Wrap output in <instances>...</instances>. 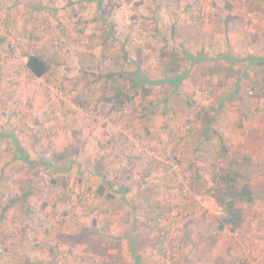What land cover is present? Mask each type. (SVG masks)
I'll return each mask as SVG.
<instances>
[{
    "label": "rangeland",
    "instance_id": "rangeland-1",
    "mask_svg": "<svg viewBox=\"0 0 264 264\" xmlns=\"http://www.w3.org/2000/svg\"><path fill=\"white\" fill-rule=\"evenodd\" d=\"M42 1L48 7L59 6L61 24L53 25L54 29L43 22V16L36 14L40 17L38 25L25 28L28 34H33L28 41L23 34V20H30V25L36 11H26L20 5L26 0H0V118H3L0 121V264H7L6 255L9 261L15 257L7 254L5 246L17 239L6 237L10 229L22 234L20 241L10 242L17 264H23L27 255L35 254L28 250L32 244L22 243L23 236L25 240L32 236L28 234L34 233V226H39L37 235H45L49 230L53 233L59 227L61 231L76 232L72 237L47 239L51 264H135L137 253L140 257L145 255L140 258V264H264V65L257 61L264 57V0H70L74 5L66 8L68 0ZM41 2L36 1L40 6ZM49 45L51 50L45 53L44 48ZM30 55L42 56L50 62L49 74L42 81L29 79L26 74L28 83L45 94L49 116L63 117L70 129L68 121H81L79 114L85 121L83 124L97 122L105 133L110 124L124 134L127 145L137 156L163 159L183 204L192 205L190 213L183 216L173 208L175 214L171 216L168 226L172 230L168 235L159 236L152 243L151 234H136V250L130 255L129 250L120 247L119 237L100 235L97 239V235H91L92 219L85 218L80 223L72 219L68 224L67 217L57 212L51 220L55 225L49 227L50 223L42 222L41 212L33 209L40 197L50 198L47 207L55 206V201L67 207L71 197V202L91 204L92 198L86 190H72L70 197L66 189L62 194L63 188L56 190V185L44 183V186L39 184L40 192L37 189L29 202L21 200L29 184L25 180L33 178L34 167L23 165L26 163L15 149L12 134L20 135L30 129L35 99L22 85L15 88L13 95L7 96L4 90L13 81L12 74L23 70ZM251 60L254 62L250 63ZM136 65L147 82L135 78ZM4 70L9 74H4ZM119 71L132 76L115 77L107 83L93 76ZM133 82H140L143 87ZM112 88L130 96L128 103L133 101L135 90L139 99L145 101L136 111L142 131L119 124L132 112L128 103L119 107L117 102H107L114 95ZM51 89L59 90L61 96ZM167 93L173 95L170 102L164 99ZM12 96L10 109L5 100ZM153 104L157 105L153 107ZM6 120H13L14 124ZM34 120L38 131L39 124ZM152 120L155 124L156 120L161 122L160 131L177 136L176 150L168 158H162L150 148L155 145L140 135L150 132L145 124ZM166 122L170 126L166 127ZM48 130L51 128L43 129V134L47 135ZM191 135L196 137L187 140ZM203 137L204 144L196 146L199 152L197 148L189 149L194 152L193 163L191 170L185 171L187 147L177 152V145L185 143L192 147ZM79 138L81 135L76 137ZM38 144L40 140L36 138L34 146ZM139 148H145L146 153H140ZM67 157L66 163L76 159ZM176 162L180 172L174 174L170 164ZM49 172L40 171L46 175L47 182L53 178ZM227 172L235 176L237 187L246 186L252 192L251 203H237L242 216L237 227L223 223V214L218 213L215 201L218 176ZM24 212L28 220L19 218ZM189 215L196 221L188 218L183 221ZM97 221L102 223L104 219ZM36 239L40 241L38 236ZM107 244L114 251L119 250L117 258L101 249ZM93 246L98 249L94 250ZM150 250L155 251L154 258L146 256ZM32 257L39 258L36 263L43 259ZM48 260L45 264H49Z\"/></svg>",
    "mask_w": 264,
    "mask_h": 264
},
{
    "label": "crops",
    "instance_id": "crops-1",
    "mask_svg": "<svg viewBox=\"0 0 264 264\" xmlns=\"http://www.w3.org/2000/svg\"><path fill=\"white\" fill-rule=\"evenodd\" d=\"M36 1L40 4L42 0H26L25 3L20 2L21 6L26 7V11H36V13H32V17L31 15H26L28 17H31L32 23L30 25L28 24L30 20H23V34L28 38H32L33 34H28L25 28L32 25H38V20H40V17L43 16V22H46L51 27L58 22L61 24L62 21V15L59 16L61 13L59 6H57L56 8V5H50L52 7L51 8L46 6L47 3L42 4L43 1L41 2L42 5L40 6L36 3ZM77 4L79 5V3ZM36 14H39L40 17H38L39 15L36 17ZM33 22H35V24H33ZM17 23H21V21L18 20ZM40 25H42V23H40ZM59 39L62 38L60 37ZM59 39L57 38L58 41ZM27 40L30 41L31 39ZM54 40H56V38H54ZM49 48H51V45L46 46L44 48L46 51L44 52L47 53L48 50H51ZM24 63L25 66L23 67V70L19 69L18 71L14 72V74H12L14 79L12 82H9L8 88L4 90L6 91L7 96L13 95V92H15V88H19V85H22L25 89L28 90L31 97L35 99V101L33 102L35 114L34 117L30 120V129L24 131V133H21L20 135L19 133H17L16 135L12 134V137L16 142L15 149L17 147L16 151L19 153V156H21L20 159L26 163L23 165H27L29 167H33V165H36V168L38 166V169L40 171L49 170L47 168L46 160L50 159L51 156L59 155L61 157V161L53 164V169L50 167L53 171V178L48 182L47 180H44V178H46V175L42 173L40 174V178L30 177L29 180H25V183L29 184L28 188L25 189L24 195L22 196L21 200H25L27 202L31 200L30 198H32L36 193V189L33 186L35 182L38 183V185L40 184L41 186H44V183L47 184V186H53V184L55 183L57 187L56 190H59V181H61V179H64L67 183L66 192L68 193V196L70 194V191L72 190L80 192H82V190H86L90 194L92 201L90 202L91 204H83L74 201L71 202L73 198L70 194L71 200L70 204H67V207L65 205L58 204L57 201L54 202L55 206L47 207L50 198L40 197L38 202L35 204V208L33 209H37L39 213L41 212L40 217L42 222L50 223L49 227H51V224L55 225L51 220L57 212L62 213L63 216L67 217L66 219L68 222L66 223L68 224H71L70 222L72 221V219L74 223H77L78 220L80 223L85 218L88 220L92 219L89 227H92L94 229L92 233L95 232V234L91 233V235H97V239L100 235H102L100 237H119L120 247H123V250H129L130 255L134 247L132 239L136 237V234H151L152 237L150 239L152 243L157 242L159 236H165V234L168 235L172 230V227L170 228V226L168 225L171 224V216L175 214L173 208H175L176 211L182 213L181 216H183L190 213L192 205H189L188 203L183 204V200L180 198L181 196H178L179 193L174 180L168 175V169L164 164L165 162L163 161V159L141 158L142 155L139 154L138 155L141 157L137 156V154H135L134 151L132 152L130 147L127 145L125 140L126 137L124 136V134H122L119 130L118 132L110 124V128L106 129L107 133H105V129H102L97 122L90 121V123L88 124H83L85 121L79 114L80 120L82 122L78 121L77 119L72 123L68 121L69 125L71 126L70 129L67 127V125H65V120L63 117V119H55L49 116L47 106L45 105V94L43 93V91L33 88L32 85L28 83L27 78L29 76V79L31 77L32 79L34 78L38 81H42L43 77L47 76L49 72L43 77L35 78L27 69L26 62ZM250 63H252V61ZM134 71V74H136L137 76L140 74V70L137 65L135 66ZM3 73L9 74V72L5 70L3 71ZM96 86L99 85L96 84ZM12 88L13 90L11 91ZM137 93L138 91L135 90L133 101L128 103V107L131 110L132 114H130L129 116H125L123 120H120L119 124H121V126H123L124 128L131 127L138 129V131H142V121L140 120L139 114L136 111H138L145 105V101H143L141 98L139 99ZM171 97H173L171 93H167L166 95H164V99H168L169 102L171 100ZM13 98L14 96L9 97L5 100L7 108L11 109L13 107ZM107 102L109 103V101ZM148 102L150 103V100ZM108 103H106V105H108ZM113 105L114 104H111L112 107H114ZM126 105L127 103H125V106ZM156 105L157 104H153V107ZM101 106L103 108L105 107L103 106V104ZM65 114H67L66 111L64 112V116ZM15 115V112H13V116ZM35 118L37 119L40 128L38 131L34 126V124H36L34 123L36 121L34 120ZM1 119L3 118H0V121ZM13 120L16 121L15 118H13ZM13 120L6 121L14 124ZM169 121L170 123H173L172 119ZM159 126L162 127L161 122H158L156 120L155 124L154 120L149 121L145 124V127L149 129L150 132L147 135L141 133L140 135L145 141L153 143L155 145V148L153 146H151L150 148H152L156 152L158 151L157 153H159L162 158H168L167 156H169L170 153L176 150L175 145L177 144V136H175L173 133L165 132L164 130L160 131V129L158 128ZM167 126H170L168 122H166V127ZM48 128H51V130H48L47 135H44L43 129ZM153 128H155L156 130H153ZM80 135L81 138L76 139V137ZM195 137L196 135H191L187 138V140L193 141L192 139H194ZM36 138L40 140V144H42L43 141L45 143L42 145L38 144L34 146V140H36ZM84 138H86V140L84 141V143L86 144L80 146L79 141ZM205 140V137H203L201 142L199 141L198 144L196 142L193 143L192 147L191 144L185 143H181L180 147H178L177 145V148H179L177 152L181 150V147L183 149L187 147L186 151H184L185 153H187V155H185L184 157V162H186L185 164H183V168L185 169V171L190 167L191 162L193 163L194 152H191L189 149L192 150L196 149V146H202ZM0 149H2L1 145ZM197 151L199 152L200 149L197 148ZM68 155L73 156L76 159H73L66 163L65 160L66 158H68ZM80 159L82 161H80ZM189 170L191 169L189 168ZM54 177L57 178L54 180ZM68 187H70L71 190H69ZM37 189H39V186H37ZM28 192L29 194L26 195ZM61 192L63 194L65 190L63 189V191L61 190ZM10 206L11 205H9L8 207ZM65 210H67V212H65ZM19 218H24V220L27 219L26 212H24L23 214L21 213V216ZM187 218L194 222L196 221V219L192 218L191 215L187 217L184 216L183 221H186ZM13 219H15V217ZM97 219H104V221L100 223L97 221ZM43 223H41L40 226L43 225ZM157 223L159 225L158 228H156ZM56 226H54V228ZM38 227L39 226H34V233L28 234L30 236L32 235L31 237H27V239L25 240V236H23L24 239L22 240V243L32 244L30 249H28L29 252L35 253L33 255L41 256V258L43 259L42 261L40 260L39 263H36L37 259L39 258H33V255L31 256V254H29L27 255V257H25V262H22L23 264H45L44 261L49 259L47 239L50 236L60 239L64 238L65 236L72 237L73 234L76 233L74 231L70 232L69 230L61 231V227H59L55 228L53 233L52 230L47 229L49 231H47L48 233L46 232L45 235H42L41 233H38L37 235L36 232H38L39 230ZM9 231L10 232L6 233L7 238L8 235H11L17 238L16 241H20L19 237L22 234L19 231L15 229H10ZM37 236L39 237L40 241H37ZM11 241L17 243L15 240ZM63 241L65 242V240ZM10 242L8 244H5L8 251L7 254H13L15 257L12 258L13 260L10 259L11 261H9V257H7L6 255L4 259L7 260V264H17V255L15 253H11L13 244H11ZM92 248L94 250H97L98 246H93ZM101 249H103V251L109 252L111 256H113V258H117L116 256H118L119 250L115 249L114 251L112 245L107 244L105 248L102 247ZM32 250H37L38 254L37 252H34ZM154 253V250H150L148 252V255L146 256L152 255L151 258H154ZM144 256L145 255L143 254L142 259L144 258ZM48 261L49 264H51V261ZM70 264L75 263L71 262Z\"/></svg>",
    "mask_w": 264,
    "mask_h": 264
},
{
    "label": "trees",
    "instance_id": "trees-1",
    "mask_svg": "<svg viewBox=\"0 0 264 264\" xmlns=\"http://www.w3.org/2000/svg\"><path fill=\"white\" fill-rule=\"evenodd\" d=\"M66 4L67 5H65V8L68 6L70 7V5L72 6L74 5L73 1L71 3L70 0H68ZM75 16H78V15H75ZM25 37L28 38L27 36ZM251 61L254 62V60H251ZM257 61H259L260 63L264 65V57L262 59H258ZM26 67L34 77L40 78V77L45 76L50 70V62L47 61L42 56L30 55L27 57ZM171 71L175 72L176 70H171ZM93 76H95L97 81L103 80L104 82L107 83L108 81L113 80L115 77H123V76L130 77L132 75L129 73L119 71L115 73L111 72V73H106V74L94 73ZM134 76L138 81L147 82L143 74L142 75L139 74L138 76L134 74ZM168 82L171 83L172 81L168 80ZM133 83L138 85L139 87H143L140 84V82L139 83L133 82ZM112 90L114 91V95L111 96V98H109L108 101H114V103L117 102L119 104V107H122L125 105V103H128L129 101H131L130 96L129 97L126 96L127 94L125 92L119 90L118 88L117 89L112 88ZM85 140L86 138L81 139L79 143L84 142ZM46 161H47L46 162L47 168L49 169L48 171H50L48 174H53V171L51 170V168L52 169L54 168L53 164L61 161V157L59 155H54V156H51V158L47 159ZM33 167H34L33 168L34 170L32 173L33 178H40V175H39L40 170L38 169V166L36 168V165H33ZM218 178L220 182L219 191H218L217 196L215 197V201L223 209V223L230 225L232 227H237L242 221L241 212H240V209L237 207V203L238 202L251 203L253 201L252 192L246 186L237 187L238 183H237V180L235 179V176L230 174L229 172L219 174ZM66 184L67 183L65 182L64 179H61V181H59V187L63 189H66ZM53 185H56V184L54 183ZM33 186L35 187L37 191V186H39L38 183L35 182ZM28 194L29 192L26 195ZM137 240H138L137 237H134V239H132V242L134 245L133 251L135 249V244H136L135 242ZM141 257L138 253L136 254L135 264H139Z\"/></svg>",
    "mask_w": 264,
    "mask_h": 264
},
{
    "label": "built area",
    "instance_id": "built-area-1",
    "mask_svg": "<svg viewBox=\"0 0 264 264\" xmlns=\"http://www.w3.org/2000/svg\"><path fill=\"white\" fill-rule=\"evenodd\" d=\"M52 93H54L55 95H57V96H61V93H60V91L59 90H50ZM138 151L140 152V153H146V150H145V148H139L138 149ZM170 167H171V172L172 173H174V174H177V173H179L180 172V165H179V163H171L170 164ZM219 206V205H218ZM218 213L220 214V215H222L223 214V212H222V208L219 206L218 208Z\"/></svg>",
    "mask_w": 264,
    "mask_h": 264
}]
</instances>
